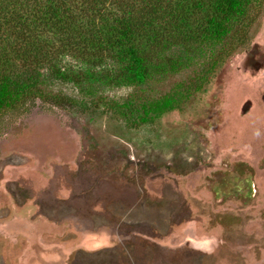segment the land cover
I'll use <instances>...</instances> for the list:
<instances>
[{"label": "rangeland", "instance_id": "obj_1", "mask_svg": "<svg viewBox=\"0 0 264 264\" xmlns=\"http://www.w3.org/2000/svg\"><path fill=\"white\" fill-rule=\"evenodd\" d=\"M191 74L102 93L155 95ZM2 119L0 264H264V13L199 93L146 122L103 106Z\"/></svg>", "mask_w": 264, "mask_h": 264}, {"label": "trees", "instance_id": "obj_2", "mask_svg": "<svg viewBox=\"0 0 264 264\" xmlns=\"http://www.w3.org/2000/svg\"><path fill=\"white\" fill-rule=\"evenodd\" d=\"M263 13L264 0H0V31H12L0 37V122L36 106H103L137 122L180 108L250 45ZM188 69L191 76L155 95L102 93ZM49 79L73 81L77 93Z\"/></svg>", "mask_w": 264, "mask_h": 264}, {"label": "flooded vegetation", "instance_id": "obj_3", "mask_svg": "<svg viewBox=\"0 0 264 264\" xmlns=\"http://www.w3.org/2000/svg\"><path fill=\"white\" fill-rule=\"evenodd\" d=\"M24 196H25V197H24V199H25V200H27V193H25V194H24ZM11 197H12V198H13V200H14V195H13V196H11ZM95 214H96V213H95ZM96 228H97V227H96ZM130 228H131V227H130ZM120 235H121V234H120ZM134 237H135V236H134ZM66 264H71V263H70V262H67ZM132 264H135V263H134V262H132Z\"/></svg>", "mask_w": 264, "mask_h": 264}, {"label": "crops", "instance_id": "obj_4", "mask_svg": "<svg viewBox=\"0 0 264 264\" xmlns=\"http://www.w3.org/2000/svg\"><path fill=\"white\" fill-rule=\"evenodd\" d=\"M28 250V249H27Z\"/></svg>", "mask_w": 264, "mask_h": 264}]
</instances>
